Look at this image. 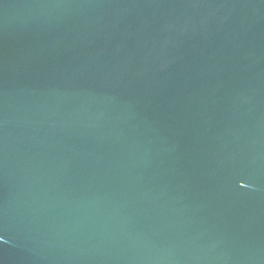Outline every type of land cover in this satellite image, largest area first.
Instances as JSON below:
<instances>
[{"label": "water", "instance_id": "1", "mask_svg": "<svg viewBox=\"0 0 264 264\" xmlns=\"http://www.w3.org/2000/svg\"><path fill=\"white\" fill-rule=\"evenodd\" d=\"M0 264H264V0H0Z\"/></svg>", "mask_w": 264, "mask_h": 264}]
</instances>
